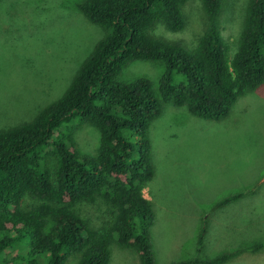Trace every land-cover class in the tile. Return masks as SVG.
<instances>
[{
	"label": "trees",
	"instance_id": "obj_1",
	"mask_svg": "<svg viewBox=\"0 0 264 264\" xmlns=\"http://www.w3.org/2000/svg\"><path fill=\"white\" fill-rule=\"evenodd\" d=\"M188 1L76 3L107 35L56 101L29 122L0 129V264H65L73 254L78 264H109L113 244L133 251L139 264H154L150 231L156 215L143 194L154 175L151 123L163 105L185 107L204 120H224L240 97L264 85V0H247L234 52L222 36L224 0H199L206 20L190 49L149 35L155 25L183 31ZM140 61L162 66L157 94L144 77L118 80ZM81 125L98 131L94 156L75 146L73 130ZM243 196H229L214 210ZM94 205L109 218L98 226L79 211ZM206 234L205 224L198 253ZM263 251L259 242L213 259L174 264H227Z\"/></svg>",
	"mask_w": 264,
	"mask_h": 264
},
{
	"label": "rangeland",
	"instance_id": "obj_2",
	"mask_svg": "<svg viewBox=\"0 0 264 264\" xmlns=\"http://www.w3.org/2000/svg\"><path fill=\"white\" fill-rule=\"evenodd\" d=\"M82 0H0V129L32 120L56 101L105 31L77 10ZM247 0H224L220 25L235 50ZM186 25L171 33L155 25L149 35L190 49L205 25L199 0L183 7ZM162 66L134 62L118 80L148 79L157 94ZM78 124V123H77ZM74 128V127H71ZM82 153L94 156L99 134L89 125L73 130ZM152 180L143 190L155 211L150 231L154 264H174L219 255L264 242V85L240 97L229 116L215 122L192 116L185 107L163 105L148 130ZM244 196L220 209L229 196ZM93 226L109 219L99 205L79 209ZM206 224L203 249L199 232ZM109 264H139L133 251L113 244ZM71 255L65 264H78ZM227 264H264V251Z\"/></svg>",
	"mask_w": 264,
	"mask_h": 264
}]
</instances>
